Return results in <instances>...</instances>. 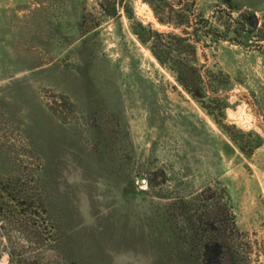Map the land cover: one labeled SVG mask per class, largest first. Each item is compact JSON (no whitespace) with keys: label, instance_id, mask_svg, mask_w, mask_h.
Wrapping results in <instances>:
<instances>
[{"label":"rangeland","instance_id":"374dc122","mask_svg":"<svg viewBox=\"0 0 264 264\" xmlns=\"http://www.w3.org/2000/svg\"><path fill=\"white\" fill-rule=\"evenodd\" d=\"M138 25L194 44L202 104ZM16 176L48 230L0 218V264H204L201 236L264 264V0H0V178Z\"/></svg>","mask_w":264,"mask_h":264},{"label":"trees","instance_id":"16d2710c","mask_svg":"<svg viewBox=\"0 0 264 264\" xmlns=\"http://www.w3.org/2000/svg\"><path fill=\"white\" fill-rule=\"evenodd\" d=\"M135 32L142 43H147L152 39L154 40L150 48L154 58L161 66H168L175 74L177 83L184 91L194 101L202 104V98L200 96L201 88L199 86L200 78L196 71L193 58H185L183 54L179 52L180 48L184 46L190 49L192 53L190 54L191 56L194 55V44H191L189 39L184 35L160 34L141 25L137 26ZM203 108L206 109L205 107ZM222 128L223 131L228 134L226 128L223 126ZM229 128L230 127L227 129ZM228 137L233 145L245 156H248L251 149L258 147L257 144H254V146L246 144L243 141V134L241 133L239 137L231 136V134H228ZM29 182L30 181L26 178H20L18 176L5 180L0 178V218L4 222L7 221L8 224L13 223V225L21 229V231L34 235H43V233L48 230L44 225L47 219L43 218L46 212L41 200L31 195ZM200 196H204V192H202L199 197ZM212 198L213 196H210L206 199ZM225 217H227L226 219L231 223V231L226 235L227 237H225L227 241H229V239H233L234 232L236 234L237 232L234 229L232 217L230 215H225ZM214 221H218L216 220V216L215 220L211 218L210 221L207 220V222H205L209 230L217 229V225L214 224ZM200 240L204 241L202 251L204 264H235L236 260H239L241 263H247V253L243 255L235 250L233 251V249H231L232 247H229L228 244H225L218 237L214 238L213 236H209V238H207L201 236ZM13 257L17 258L18 256ZM30 264L42 263L39 260L38 262H30Z\"/></svg>","mask_w":264,"mask_h":264}]
</instances>
